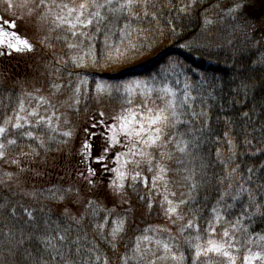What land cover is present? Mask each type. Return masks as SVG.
<instances>
[{
  "label": "trees",
  "instance_id": "16d2710c",
  "mask_svg": "<svg viewBox=\"0 0 264 264\" xmlns=\"http://www.w3.org/2000/svg\"><path fill=\"white\" fill-rule=\"evenodd\" d=\"M10 2L11 9L0 0V23L14 21L15 29H9L27 39L32 50L0 54V126L7 128L0 136V143L7 145L5 156L0 158V205H4L0 207V264H40L41 259L47 264H125V256L131 258L128 264H149L145 252L143 261L134 258L137 238L144 236H159L168 243L176 255H183L179 264H230L221 254L197 258L195 245L206 242L216 221L236 224L248 213L254 215L241 220L235 240L243 251L248 247L264 248V0H245L235 13L220 12L209 20L211 23L205 22V14L226 0L155 1L148 6L147 14L141 4L134 6L132 11L137 15L132 17L127 9L109 12V7L119 8L124 3L113 0L110 6L100 9L106 20L87 28L77 26L76 37L67 25L57 28L52 15L42 18L48 8L37 7L40 0ZM81 2L55 0V4L69 6ZM46 3L59 12L53 0ZM185 5L189 8L181 12ZM95 10L89 8V12ZM155 23L166 32L165 42L169 44L158 59L142 60L139 69L108 78L113 92H106L103 98L96 80L83 81L77 66L80 57L104 70L107 56L113 51L105 46L106 37L109 46L118 45L129 52L136 32ZM126 24L130 27L125 28ZM80 32L85 35L80 36ZM69 44L77 47L69 48ZM73 57L77 58L75 62ZM172 60L181 63V70L165 73ZM134 79L145 82L155 98L174 100L176 105V118L169 110L165 161L175 190L185 196L181 212L187 224L171 232L159 229L167 214L149 184L139 180L116 193L109 187V179L96 180L90 175L86 162L80 157L79 164L74 152L79 130L88 119L100 116L104 121L119 122L114 118L125 114L127 101L132 100L124 85ZM165 87L175 96L163 92ZM185 91L187 103H183ZM29 94L50 100L58 96L63 104L57 105V122L35 117L23 128H13V119ZM7 118L11 119L5 124ZM175 119L181 123H175ZM29 131L33 137L26 135ZM8 140L16 144L8 145ZM182 141L188 142L184 153L177 148ZM229 141L237 147L236 164L241 172L248 176L249 169L253 170L248 184L255 198L253 204L249 203L248 192L232 199L240 187L234 174L226 178L233 168L220 156ZM13 159L18 164L11 163ZM192 170L193 179H185ZM36 177L40 182L37 185L30 182ZM257 204L261 205L259 212ZM72 205L78 206L76 212L71 210ZM25 209L32 212V218ZM116 221L123 222V230L113 239ZM61 235L67 238L61 241ZM48 236L54 238L55 251L50 247L46 250L39 239ZM21 240L23 243H19Z\"/></svg>",
  "mask_w": 264,
  "mask_h": 264
},
{
  "label": "rangeland",
  "instance_id": "374dc122",
  "mask_svg": "<svg viewBox=\"0 0 264 264\" xmlns=\"http://www.w3.org/2000/svg\"><path fill=\"white\" fill-rule=\"evenodd\" d=\"M155 1L164 2V0H149V3H147V5L141 4V6L143 7L142 11L144 12L145 10L146 12H148V6L154 5ZM244 2L245 0H226V2L223 3L224 6L222 4H219L217 5V7H215L216 10L212 7V9L205 14V22L206 20H211L214 16L217 17L218 15H220V12H222V14L235 13L242 7ZM78 5L79 3L76 4V6ZM237 5H239L240 7H237ZM5 30L11 31V29L9 28H5ZM136 33L137 35L135 36L134 42H132L133 45H136V47H131V50L127 52L123 57L119 58L117 61H108L107 64L104 65L106 67L104 70L94 67L91 60L84 59L83 63L80 66L83 81L96 80L98 82V85L109 86L108 78L123 73L126 70L139 69L141 63L143 62L142 60L148 59L149 61H151L154 59H158L164 51H167V46L169 44L165 42L167 38L166 32L163 31V28L158 25V23H155L152 27L143 28L142 31L141 29H139ZM5 39H7V37ZM0 51H2L3 53H7L9 50L6 47H3L0 48ZM168 63V66L165 68V73H176V71L181 70L180 62L172 60ZM133 81L138 80L134 79ZM140 82L141 83L139 87L132 85V103L129 104L128 109H135L137 105L143 106L145 99L148 100L149 107L163 108L166 106L168 102L167 98H165L166 100L163 101L155 98L150 92L147 91L146 85H144L145 82ZM186 85L188 88L189 85ZM56 91L57 90H55V92ZM106 92L107 91L101 92V94L99 95H101L103 98V96L106 95ZM141 92L145 93V95H141ZM51 100L48 97L39 94H29L28 97L24 99V101H22L23 111L19 109V112H17L22 118H24L20 120V123L28 124L35 117L38 120H49L50 118V121L55 120L57 122V119L60 116V114L56 111L59 108V106L57 105H62L63 102L58 96H54ZM30 113L35 114L30 115ZM166 114L169 115V112ZM24 120H27L28 123H24ZM88 120L89 121L87 122V124L84 125L81 130H79L80 132L75 142L76 151L74 152L76 154V158H78L79 164L80 157H82V160L86 162L85 164L88 172L89 168L94 171L96 180L105 178L106 180L109 179V182H111L113 179H115V173H113L111 169L117 167H120V170L126 173L125 179L123 181L125 186H130L139 180L145 183L146 178L147 184L150 185V191L158 199V201L164 203L165 210L169 207V205L165 201V197L171 200L173 202V205H178L177 212L171 215L167 214L166 221H164L163 224H160L159 229H165L171 232L174 227H181V225L185 223L187 224V222L185 221L186 218L181 212L183 204H180L181 200L185 201V196L182 191L178 192L177 190H175L174 184L169 177L167 169L168 167L165 161L168 153V149L165 148L167 146L164 143V136L167 125L163 126L161 139L157 142L156 145H153L151 147H143L142 150L146 153H149V155L141 157L133 156L129 153L122 156L118 164L116 160L117 154L127 153L128 151V149L124 147V145L128 143L126 138H124L122 135H118L117 139L120 141V143L112 145L109 137H111L112 135L110 128L112 125H114V123L104 121L100 118V116L91 117ZM16 122L17 121L15 116V118L13 119V124H15ZM93 125H95V127H93ZM115 125L117 126L118 131L119 122L115 123ZM86 141L91 145L90 149L84 148V144ZM224 145L226 146L222 147V154L220 156H222L223 161L230 164L233 169H237L236 173H234L235 183L238 184L239 187L243 185L244 188L251 189V187L248 186L249 182L251 181L248 180V176L250 175V173L248 174V176H245L241 172L240 165L236 164L235 154L237 153V147H235L234 144H231L230 146L229 142ZM128 147H131V145L129 144ZM105 148L109 149L107 153H104ZM138 150L140 149L138 148ZM161 153H163V155H161ZM101 154L105 156V159L102 162L97 163L96 158ZM149 160L151 161L150 165ZM125 161H128V163H125ZM105 166H107V170H105ZM149 166H151L152 168L151 172L148 170ZM161 167L165 169L164 173H160ZM137 173H139L140 175L136 181H133L132 177L136 176ZM158 176H162V178L157 179L155 181V187H153V177ZM30 182L36 185L40 183L38 182L37 177ZM71 210L76 212L78 210V206L72 205ZM234 225L235 224L229 223L222 224L219 220L216 221L211 229L210 237L206 240V242L202 243L201 246L207 247V242L210 239L223 244L230 252V254L236 258L235 264H245V256H251L256 253L264 256V248L260 250L258 248L252 249V247H248V249H245V251L240 250V244L237 242L238 240H235V231L237 226L234 227ZM225 231H228V236L223 235ZM157 240L161 241V244L158 245L156 243ZM163 243H165L164 240L162 241V239L157 236L155 238H150L149 240L144 241L141 247L143 248V251L146 253V255H148L149 260L154 262V264H178L177 261L172 260L170 256H168V254L164 252ZM165 256H168V258H161ZM250 264H264V259H253L251 260Z\"/></svg>",
  "mask_w": 264,
  "mask_h": 264
},
{
  "label": "snow or ice",
  "instance_id": "6c2138e0",
  "mask_svg": "<svg viewBox=\"0 0 264 264\" xmlns=\"http://www.w3.org/2000/svg\"><path fill=\"white\" fill-rule=\"evenodd\" d=\"M5 2L7 3V7L9 9H11L13 7V4L10 2V0H5ZM113 0H105L104 3H98L97 0H83V2L79 3L78 6H69V4L66 3H61V4H55V0H53V4L54 7L56 9H59V12H56L53 10L52 7H50L47 3L46 0H40V4L37 7H45L48 8V12L44 13L42 18H47L48 15H52L54 17V20L52 21V23L55 24V26L57 28L67 25L68 29L71 31V35L73 37H76L78 35L76 29L77 26H81L83 28H87L89 26H91L93 23L99 25L100 23L104 22L106 20V17L104 15L101 14L100 9L106 7V6H110L112 4ZM147 3H149V0H124V3L120 4L119 8H111L109 7V12L111 13H118L121 12L125 9H127L128 12V16L132 17V16H136L137 13L133 12L132 9L134 6H139L140 4H145L147 5ZM193 3H196V0H193ZM26 6V5H25ZM95 8V11H91L89 12V8ZM237 7H240L239 5H237ZM189 8V5H185L184 7H182L180 9L181 12H185L187 9ZM66 10V12H65ZM31 9L29 10V14H31ZM87 14V15H86ZM147 14V12L145 13ZM155 14L153 13V16ZM206 23H211V21L206 20ZM12 28L15 29L16 25L14 21H2V23H0V48L6 47L9 50V54L11 53V51H31L32 50V45L28 42L27 39H22L19 34L16 31H6L5 28ZM130 27V25H125V28ZM98 32L100 31V28L97 27L96 29ZM142 31V30H141ZM126 33H124L122 31V35H124ZM80 36H84L85 33L84 32H80L79 33ZM7 37V39H5ZM15 41V42H13ZM105 46L106 47H112L113 51L109 52L107 59L109 62H113V61H117L119 58L123 57L126 52L128 51V49H121L120 46H109L107 44V37L105 40ZM69 48H75L77 47V45L74 44H69L68 45ZM130 47H136V45H130ZM0 54H3L2 51H0ZM74 62L77 60L76 57H73ZM80 60V64H78L77 66H81V64L83 63V57L79 58ZM93 60L95 62L96 58L93 57ZM140 81H132L129 83H126L124 85L125 91L128 92L129 94H131L132 92V85H135L136 87L140 86ZM244 88L247 87V84L243 85ZM98 91L100 92H105L107 91L109 94H111L113 92V88L112 86H104V85H97ZM185 88L187 89V85L185 86ZM115 91H119V87H117L115 89ZM163 92L170 94L172 96H175V93L172 92V90L170 88L165 87L164 89H162ZM141 95H145V93L141 92ZM189 99L188 93L187 91H185V100L183 103H187V100ZM127 103L131 104L132 101L128 100ZM154 103V102H153ZM149 102L147 99H145L143 106L141 105H137L135 109L129 108L125 110L126 114L120 115L119 117H116L114 119H117L119 121V128L117 131V126L114 124L111 126L110 130L112 132L111 137H109L111 144L115 145L120 143V141L117 139L118 135H122L124 138H126L127 140V144L124 145V147H126L128 149L127 153H118L116 160L117 163L119 164V161L121 159L122 156L127 155V154H131L133 156H147L149 155V153H146L145 151H143V147L147 146V147H151L153 145H156L157 142L161 139V135L163 133V126L167 125V122L169 120V115L166 114L170 111V115L173 118L177 117V111H176V105H175V101L174 100H169L166 104L165 107L163 108H153V107H149L148 106ZM20 109L21 111H23V102H21L20 105ZM35 113H30V115H34ZM101 115H103V113H101ZM193 115H196L195 113H193ZM200 115H203V113H201ZM245 115H247L245 113ZM11 118H7L5 120V124H7L10 121ZM24 119L22 118L18 113L16 114V123L12 124V127L15 129H21L24 127V124L20 123V120ZM24 123H28L27 120H24ZM40 121H37V124H39ZM48 123H50V118ZM175 123H181V121L179 119H175ZM174 126V125H173ZM93 127H95V125H93ZM7 132V128L6 127H2L0 126V136H3L5 133ZM26 135L28 137H33V133L31 131L27 132ZM64 135H70V133H65ZM225 135L227 136L228 134L225 133ZM42 143V141H41ZM180 143H183L185 146L184 147H180ZM187 141H182V142H178L177 143V148L181 153L186 152V146H187ZM8 145H15L16 141L15 140H8L7 142ZM131 145V147H128V145ZM232 142L229 141V145L231 146ZM7 145L0 143V158H3L5 156V149H6ZM91 145L88 144V142L86 141L84 144V148L85 149H90ZM138 148L140 150H138ZM109 151L108 148L104 149V153H107ZM217 154L219 155V149L217 150ZM22 155H26L25 153H22ZM161 155H163V153H161ZM105 159V156L103 154H101L100 156H98L96 158L97 163L102 162ZM11 163L13 164H18V160L13 159L11 161ZM125 163H128V161H125ZM151 164V161L149 160V165ZM105 170H107V166H105ZM150 172L152 171L151 166H149L148 169ZM21 171H23V169H21ZM111 171L113 173H115V179H113L110 183H109V187L112 188L114 190V192L116 193H121L122 190L124 189L125 185L123 183L126 173L120 170V167L117 168H113L111 169ZM187 171V169H186ZM237 169L234 168L232 169V171L230 173H228V177L226 178H231L233 176L234 173H236ZM165 169L163 167L160 168V173H164ZM252 172L253 170L250 168L249 169V173L250 175L248 176V180L250 181L252 179ZM89 174L90 175H94V171L89 168ZM139 173L136 174V176H133L132 179L133 181H136L137 178L139 177ZM195 175V171L192 170L191 175L185 177V179L187 180H191L193 179ZM162 176H158V177H153V187H155V181L157 179H161ZM119 181V183H118ZM89 183H91V181H89ZM145 184H147V179L145 178ZM196 184L193 183L192 184V188H195ZM229 187H231V185H229ZM51 191V190H50ZM66 191H70V190H66ZM244 192H248L249 193V203L253 204L255 203V198L252 194V190L251 189H246L243 187V185H241V187L238 189L237 193L235 196L232 197L233 200H237L239 199L240 195ZM174 195V193H173ZM52 198H55V196L53 195ZM144 197H141V199H143ZM165 201L167 202V204L169 205V207L166 209V214L171 215L173 213L177 212V208L178 205H173V202L171 200H169L167 197H165ZM92 201H89V204H92ZM186 201L181 200L180 204H185ZM0 207H4V205H0ZM149 207H151V204H149ZM231 207V206H229ZM261 205L257 204L256 205V210L257 212H259ZM246 211V209H245ZM26 214L29 216V218H32V212L28 211V209H25ZM65 214H67V209L65 210ZM13 215H15V213H13ZM254 215V213H248L247 217H240L237 219L236 224L234 225V227L239 226L241 223V220L244 218H251V216ZM73 219H75V217H73ZM79 220H76V223L79 224ZM116 223V227L113 228L111 235L113 236V239H115L116 234L120 231L123 230V222L122 221H116L114 222ZM191 225V222H189V226ZM102 227V226H100ZM246 230V229H245ZM57 231H59V228L57 227ZM161 231H166L165 229H161ZM224 236H228L229 233L228 231H225ZM66 235H61L59 237V239L61 241H64L66 239ZM41 240L42 243L46 244V250L47 248H52L55 251V241L54 238L51 236L48 237H40L39 238ZM150 237L148 236H144V237H138L137 238V243L135 245V248L133 249L134 252V258L137 261H143L144 259V251L141 250L140 247V242L141 240H149ZM261 239H264V237H261ZM19 243H23V241H19ZM156 243L159 245L161 244V241L157 240ZM208 246L207 247H202L201 245L197 244L195 245V255L196 257H200L202 254L204 256H207L208 253L212 252V253H217V254H221L224 257H227L230 264H235V257L232 256L230 254V252L226 249V247L223 244H220L218 242H216L215 240L210 239L207 242ZM113 248H115V244L112 245ZM230 247V245H229ZM163 250L165 253L168 254V256H170V258L174 261H177L178 264L180 261H183L184 257L183 255H176L174 252H172V249L170 247V245L168 243H163ZM61 254V253H58ZM62 255V254H61ZM168 256L165 257H161L162 259H167ZM256 258H260V259H264V256H261L259 253L253 254L251 256H245L244 260H245V264H250L251 260L256 259ZM53 259H55V257H53ZM125 264H128V260L131 259L130 257H123ZM40 264H47V261H44L43 259H41ZM66 264H70V262H66ZM149 264H154V262L149 261Z\"/></svg>",
  "mask_w": 264,
  "mask_h": 264
}]
</instances>
